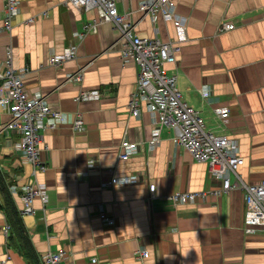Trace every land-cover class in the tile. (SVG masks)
I'll list each match as a JSON object with an SVG mask.
<instances>
[{"label":"crops","instance_id":"0c3cea01","mask_svg":"<svg viewBox=\"0 0 264 264\" xmlns=\"http://www.w3.org/2000/svg\"><path fill=\"white\" fill-rule=\"evenodd\" d=\"M141 0H118L119 14L135 10ZM4 0H0V12ZM185 20L181 33L169 20L131 15L135 33L162 42L183 37L174 75L181 99L199 112L206 128L237 144L245 185L264 182V0H174ZM34 18L33 23L26 20ZM96 20L95 12L75 9L65 0H19L10 33L0 23V62L9 47L14 69L27 68L24 88L43 95L66 121L41 133L36 174L14 148L19 135L0 133V261L43 264L45 252H65L73 264H264V231L247 233L243 225V191L235 189L193 205H172L173 193L205 192L220 186L205 163L173 144L172 129L159 127L140 108L133 118L128 103L137 67L123 65L115 44L118 31L101 23L81 40L72 37ZM234 25L220 31L223 23ZM77 45L76 58L58 68L49 57ZM81 72L78 85L65 83ZM81 91H99L98 100L77 101ZM209 95L204 99L202 93ZM227 108L222 123L214 110ZM79 115L84 132L71 124ZM9 114L0 108V126ZM158 132V144L147 141ZM134 142L137 153L122 161L121 144ZM113 177H134L128 185L101 187ZM234 181V178H231ZM38 184L46 204L33 202L34 214L21 216V188ZM155 185L150 198L147 185ZM104 206L113 225L99 220ZM45 212V214H43ZM7 226L9 236L3 228ZM145 250L148 258L138 259Z\"/></svg>","mask_w":264,"mask_h":264},{"label":"built area","instance_id":"2783aa9c","mask_svg":"<svg viewBox=\"0 0 264 264\" xmlns=\"http://www.w3.org/2000/svg\"><path fill=\"white\" fill-rule=\"evenodd\" d=\"M67 4L82 11H94L96 20L83 27L82 32L73 33L72 37L81 40L87 33L95 32L102 23L109 22L118 31L116 45L119 57L123 65L132 62L137 67L135 87L128 103V111L131 117L140 116V108L149 113L159 127L172 129L174 132L173 144L182 147L198 163H205L212 179L217 180L220 186L211 191L194 193H173L167 200L176 206L193 205L197 202H205L210 197H219L222 193H229L233 188H242L246 212L244 215L245 231L253 233L256 229L264 228V182L256 185H245L237 175V171L243 165V158L239 155L237 144L226 136H218L209 131L198 111L187 105L176 88V78L166 72L165 65L175 64L180 52V42H162L156 39L139 36L135 33V25L131 21L133 12L140 16L138 21L147 18L154 21L164 18L172 22L173 27L181 33L185 20L174 13V0H141L133 12L119 14L116 10L117 0H65ZM19 14V0H4L3 9L0 12V23L3 31L10 33L13 21ZM163 19V20H164ZM33 23L34 18L26 20ZM104 22V23H105ZM231 23L220 25V31L232 30ZM77 45H69L61 55L49 57L47 66L58 68L61 64L76 58ZM27 68L14 69L12 67V53L8 47L5 51V59L0 62V108L9 114L6 123L0 126V133L19 135L14 148L22 155L24 161L36 174L45 170V164L39 159V143L41 133L54 131L66 121L62 114L52 109L47 99L39 94H29L24 88V80L28 75ZM65 83L78 85L81 82V72L69 74L65 77ZM209 95L202 93L205 99ZM99 91H81L77 101L98 100ZM142 106V107H141ZM214 115L222 123H226L229 116L227 108L214 110ZM74 133L84 132V122L77 115L71 124ZM158 132L147 141L148 152H152L158 144ZM121 153L118 158L122 161L134 156L139 148L137 143H122ZM234 178V181H231ZM135 182L134 177H113L101 187H113L115 185H128ZM150 198L154 197L155 185H147ZM22 208L21 216L34 214L33 202L39 198L42 205L46 204L44 189L38 184H26L21 188ZM45 214V212L43 213ZM96 214L100 221L106 225H113L112 219L105 211L104 206L96 207ZM8 234L7 226L3 228ZM142 252V254H140ZM137 256L148 258L145 251L137 252ZM8 257L0 261L7 264ZM43 264H73L67 261L65 252L47 251L42 256ZM96 263L95 259L91 260Z\"/></svg>","mask_w":264,"mask_h":264},{"label":"rangeland","instance_id":"374dc122","mask_svg":"<svg viewBox=\"0 0 264 264\" xmlns=\"http://www.w3.org/2000/svg\"><path fill=\"white\" fill-rule=\"evenodd\" d=\"M118 1V0H117ZM117 3V2H116ZM133 11H135V10H132V11H130V12H133ZM94 12V11H93ZM174 13H175V10H174ZM134 14H136V13H134ZM95 17H96V13H95ZM162 18V17H161ZM162 19H164V18H162ZM164 20H166V19H164ZM167 21V20H166ZM101 22L102 23H104L105 21L104 20H101ZM105 23H109V22H105ZM176 88H177V86H176ZM177 91H178V89H177ZM181 96V95H180ZM89 101V100H88ZM91 101H93V100H91ZM142 107V106H141ZM263 183V182H262ZM259 184H261V183H259ZM249 185V184H248ZM239 189H241L242 191H243V189L242 188H239ZM235 190V189H234ZM231 191H233V188L232 189H230L228 192L230 193ZM222 194H228V193H222ZM221 194V195H222ZM243 201H244V191H243ZM244 204H245V202H244ZM245 207H246V205H245ZM245 212H246V208H245ZM245 212H244V215H245ZM244 215H243V225L245 226V224H244ZM245 229H246V226H245ZM260 230H262V231H264V228L263 229H260ZM7 236H9V232H8V234H7ZM139 251H142V250H139ZM139 251H137V252H139ZM137 252H136V256H137ZM147 252V251H146ZM148 253V252H147ZM140 254H142V252H140ZM149 254V253H148ZM137 258L138 259H146V258H141V257H138L137 256Z\"/></svg>","mask_w":264,"mask_h":264},{"label":"bare ground","instance_id":"6f19581e","mask_svg":"<svg viewBox=\"0 0 264 264\" xmlns=\"http://www.w3.org/2000/svg\"><path fill=\"white\" fill-rule=\"evenodd\" d=\"M40 96H41V95H40ZM41 97H42V96H41ZM75 117H76V116H75ZM75 117H74V118H75ZM192 159H193V158H192ZM193 160H194V159H193ZM194 161H195V160H194Z\"/></svg>","mask_w":264,"mask_h":264}]
</instances>
